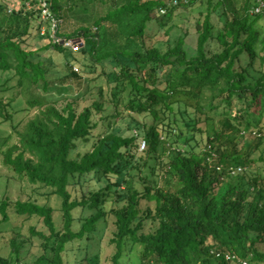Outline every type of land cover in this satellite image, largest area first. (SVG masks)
<instances>
[{
	"label": "trees",
	"instance_id": "16d2710c",
	"mask_svg": "<svg viewBox=\"0 0 264 264\" xmlns=\"http://www.w3.org/2000/svg\"><path fill=\"white\" fill-rule=\"evenodd\" d=\"M110 1L94 33L88 27L60 31L84 38L81 61L48 35L41 47L24 46L37 13L15 8L9 14L0 5L9 15L4 28L0 24V158L18 181L51 189L61 200L62 228L49 205L21 200H0V223L9 220V207L19 216L42 218L49 234L31 229L41 240L38 263L67 264L68 246L76 241L69 264H82L85 257L76 255L91 248L97 223L111 215L110 264H228L226 254L264 264V177L252 171L243 182L240 175L264 157L252 159L250 150L237 148L242 132H258L262 143L264 36L256 25L263 15L253 8L263 1L264 9V0ZM195 5V55L184 48L189 31L165 50L151 44L152 25L169 35L176 9ZM49 6L60 15L58 0ZM41 50L64 54L66 63L79 62L85 71L103 61L114 65L109 105L98 100L79 113L71 103L58 109L45 95L49 88L81 77L70 66L57 75L36 59ZM105 108L115 121L96 135ZM33 110L27 120L14 116ZM203 134L207 142L199 147ZM79 140L90 149L79 152ZM141 140L146 148L139 151ZM230 168H241L239 180L218 194L214 184L234 178ZM87 181L94 186L87 193L70 191ZM143 201L152 207L141 210ZM146 219L157 221L154 231L143 232ZM23 245L11 240L17 260ZM0 264L9 262L0 256Z\"/></svg>",
	"mask_w": 264,
	"mask_h": 264
},
{
	"label": "rangeland",
	"instance_id": "374dc122",
	"mask_svg": "<svg viewBox=\"0 0 264 264\" xmlns=\"http://www.w3.org/2000/svg\"><path fill=\"white\" fill-rule=\"evenodd\" d=\"M23 0H0V5L6 6L7 12L9 6L11 8H20L21 2ZM124 1V0H123ZM60 5V16L62 18L61 23V32L63 34H74V32L79 27H88L91 33H94L96 30L95 21L106 14L109 8H111L110 0H58ZM9 13V12H8ZM12 13V12H11ZM10 14V13H9ZM262 18L259 19L256 27L262 31L264 36V9L260 12ZM7 13L0 10V24L4 28L5 23L8 21ZM199 17V5L192 7L184 8L178 7L173 14L174 25L172 32L167 35L164 33V29L152 25L150 31L151 44L159 46L162 50H165L168 46L174 45L178 38L184 34L185 31H189V35L184 38V48L189 55L196 54V38L197 34L194 31V22L195 19ZM9 22V21H8ZM39 20L33 22V25L30 27L31 34L26 38L24 46L31 47L32 49L43 46L47 43V40L44 39V36L38 35L40 30ZM63 36V35H62ZM73 39H82L81 36L68 37ZM71 53V58L81 61V55L79 52ZM38 57L36 59H41L44 62V65L53 72H56L57 75L66 73L69 71L68 67L72 68V71L79 74L81 80L66 79L63 83L54 82L53 86L49 88V91L45 94L48 99L58 108L61 109L66 103H71L76 111L79 113L85 107L89 106L94 101H105V105H109V96L111 88L114 87V78L116 76V71L114 70V65L103 61V65L99 66L94 64V70L91 72L90 69L87 71L83 70L81 64L77 62L76 64L66 63L64 60L66 56L64 54L60 55L56 52L41 50L36 54ZM68 55V54H66ZM69 64V65H68ZM93 64L89 62V65ZM73 66L77 67V71L73 69ZM255 69L259 68V62H255ZM56 78V77H53ZM99 89L102 90L103 95H99ZM37 111L33 110L27 116L23 114H15L17 118H24L27 120L32 117ZM101 113V112H100ZM112 113V110L105 108L103 117H106L103 121V126L101 129L94 131V134H100L104 131L109 130L112 122L115 119L110 118L109 115ZM102 114H99L97 117ZM23 120V121H24ZM150 122V120H149ZM262 125L264 127V118L262 119ZM6 130H10L9 124L3 125ZM200 127H204V123H199ZM258 133V132H257ZM256 131L240 133L238 140L240 146L238 149L247 148L250 150V158L258 159L260 156L264 157V129L260 133L262 136V143L258 144V134ZM200 140V146L204 145L207 142V137L205 134L198 136ZM93 139H91L92 142ZM77 150L79 152H84L90 149L91 145L88 142L79 140L77 143ZM194 145V142L191 143ZM248 145L251 148H248ZM247 146V147H246ZM186 147V146H183ZM72 156H75L76 153H72ZM150 164H153L152 161ZM252 171L257 172L261 177H264V161H255L251 164L249 168L240 174L243 178V182L247 177L250 176ZM137 173V171H136ZM148 171L145 170V174ZM239 176H234L231 180L224 179V184L215 183L214 188L215 192L217 190L218 194H221L228 189V184H237ZM93 186L90 182H85L82 185L76 186L75 190L69 188L73 194H78V197L81 195V192H88V190ZM94 187V186H93ZM51 189H39L36 186L26 183L25 181H18L13 172L7 169L1 161L0 158V200L7 199L9 202H15L16 200L21 201H33L37 204L44 205L47 204L53 209V219L55 225L58 229L62 228L61 223V212H60V203L61 200L55 196L51 195ZM110 206V203L107 204ZM152 203L143 201L140 204L141 210H144L147 206L152 207ZM7 214L9 220L0 223V256L4 258L9 264H49L48 261H42L38 263V258L42 255V248L40 246L41 240L31 234V229L33 228L36 231H43L46 234H49L48 229L43 223L41 217L38 216H19L16 215L14 209L9 207L7 209ZM78 215V211L75 212ZM91 215V210L86 209L83 212L84 217H89ZM2 218L0 214V219ZM157 227V221L151 219H146L143 221V232L148 233L154 231ZM115 230L114 217L109 215L106 218H103L97 223V230L93 235V240L89 241L91 243V248L86 251L84 254H77V260L82 259V264H110V257L114 251L113 246L109 243V240L113 236ZM11 240L16 242H23L24 245L20 251V254L15 255L12 246ZM78 243H74L68 246L69 252L65 256V261L67 264L72 263L74 259V250L77 249ZM79 247V246H78ZM50 255V254H49Z\"/></svg>",
	"mask_w": 264,
	"mask_h": 264
},
{
	"label": "built area",
	"instance_id": "2783aa9c",
	"mask_svg": "<svg viewBox=\"0 0 264 264\" xmlns=\"http://www.w3.org/2000/svg\"><path fill=\"white\" fill-rule=\"evenodd\" d=\"M259 4L253 8V13L257 14L260 13L263 8V1H258ZM178 3V0L173 1V5H176ZM14 8H11L9 6L8 12H13ZM20 9L23 10V12L34 10L38 15V20L40 23V36L48 35V39L52 44L60 45L63 48L69 50L70 52H79L83 48L85 44V40L82 37V39H73L68 38L60 35V29H61V23L62 18L59 14L54 13L50 6H49V0H23L21 2ZM161 13H164V10L162 9L160 11ZM74 70H77L76 67H73ZM146 148V142L145 140H141L139 145V151H142ZM214 156V155H213ZM217 170H221V166H217ZM228 173L231 176H235L238 173H241V168H230L228 170ZM225 260L228 264H249L247 260H241L237 258L235 255L226 254Z\"/></svg>",
	"mask_w": 264,
	"mask_h": 264
}]
</instances>
